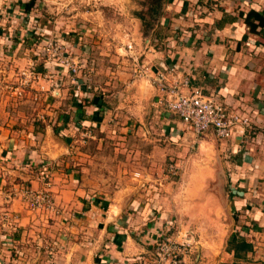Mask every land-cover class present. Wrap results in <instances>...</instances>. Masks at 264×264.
<instances>
[{
    "label": "crops",
    "instance_id": "1",
    "mask_svg": "<svg viewBox=\"0 0 264 264\" xmlns=\"http://www.w3.org/2000/svg\"><path fill=\"white\" fill-rule=\"evenodd\" d=\"M3 1L0 0V6ZM186 1H190L189 5L198 3V0ZM186 1H181L183 14L173 19L177 25L187 21ZM207 14L210 18L204 22L208 21L209 26L214 19L216 23L223 16L216 7ZM243 27L238 21L225 24L221 29L213 26V38L196 35V26L189 35L177 32L167 38L164 36L168 47L172 46L168 51H157L149 46L143 52L142 64H137L132 72L109 67L104 71L109 76L104 74L103 80L93 69L88 85L82 83L78 74L69 85L66 76L56 73L53 77L59 89L52 91L54 98L50 99L65 107L55 111V115L46 113L40 120V129L20 124L17 128L10 116L11 130L0 134L4 139L0 142V264L151 262L153 246L155 252V243L170 230V223L164 224L167 210H160L159 206L164 196H157L160 199L156 206L151 199L143 208L139 204L142 194L136 182L115 190L110 198L96 194L84 184L80 173L85 165L80 159V162L74 160L78 159L74 154L79 152L73 150L76 146L72 143H80V136L84 135L101 140L100 133L107 120L112 122L115 131L142 134L144 129L139 124L143 126L145 121L160 117L167 133L186 137L189 131L176 114L167 111L159 115L158 111L150 110L159 98L150 77L171 67L180 76H188L191 87L216 97L228 112L247 120L249 127L264 124V89L257 80V72L243 64L248 61V55L234 47L246 41ZM248 128L243 133H233L228 139H219L212 131L201 136L205 141H209L210 136L227 141L221 143V150L231 153V208L237 216L251 222L237 228L239 234L249 237L246 240L253 245L256 257L250 258L251 252L246 261L237 264H253L252 261L264 264V256H257L260 245L257 240L260 236L264 240V138H248ZM70 147L74 154L67 162ZM43 175L51 181L48 184L55 207L46 212L30 210L18 191L22 186L33 189L46 186ZM198 183V188L206 186L207 180L200 179ZM8 184L11 188H7ZM161 192L159 188L148 195L163 194ZM104 199L110 201L106 204L102 202ZM174 199L177 202L179 196L175 194ZM149 206L157 208V217L148 216ZM261 251L264 255V248ZM213 257L210 255L205 264L215 263L217 259Z\"/></svg>",
    "mask_w": 264,
    "mask_h": 264
},
{
    "label": "rangeland",
    "instance_id": "2",
    "mask_svg": "<svg viewBox=\"0 0 264 264\" xmlns=\"http://www.w3.org/2000/svg\"><path fill=\"white\" fill-rule=\"evenodd\" d=\"M30 1L33 3L27 11L25 0H5L0 6V114L3 112L0 134L11 130L10 116L15 125L40 129V120L46 113L54 112L55 115V111L65 107L50 99L54 98L52 91L59 89L53 77L56 73L66 76L69 85L78 74L82 83L88 85L93 69L99 72L101 80L104 74L109 76L104 73L109 67L132 72L137 64H142L147 47L161 52L172 48L168 47L164 36L167 38L177 32L189 35L196 26V35L213 38L215 19L211 26L204 20L210 18L207 13L215 7L231 16L249 8L264 10V0H198L190 5L186 0H164L158 17L152 16L150 0ZM181 1L187 2L184 13L187 21L177 25L173 19L183 14ZM199 18L201 20H197ZM238 24L242 27V20H238ZM243 26L246 41L234 47L243 49L242 52L248 55V61L243 64L257 72V80L264 89L263 34ZM21 52L24 53L21 55ZM152 109L159 115L167 113L157 102L155 107L150 106ZM104 125L105 128H101L106 131L100 133L103 135L101 140L80 136V143H72L76 146L73 150L79 153L74 154L70 147L71 153L66 157L70 162L74 154L78 158L74 159L76 162L79 159L83 162L85 167L80 174L86 187L110 198L115 190L136 182L142 194L139 204L143 208L151 199L156 206L160 199L157 196H164L159 206L160 210H167L164 224L170 223V230L162 237L181 242L190 240V255L185 264H205L210 255L217 260L207 264H237L239 261L227 252V243L234 234L249 239L239 234L237 227L251 222L237 216L231 208V153L221 150V143L227 141L212 136L205 141L201 134L187 128L189 133L184 138L183 134L167 133L161 117L145 121L143 126L139 124L144 129L142 134L115 131L108 120ZM246 130L248 138H264V124H252ZM3 140L0 138V142ZM37 173H40L38 169ZM205 178L207 185L198 188L199 180ZM44 180L46 186L31 189H46L52 197L48 184L51 181L47 177ZM7 188H11V184ZM25 188L22 186L18 192L31 208L32 202L23 192ZM159 188L163 194L148 195ZM175 194L179 196L178 203ZM107 201L110 199L102 202L107 204ZM34 210L46 212L52 209L39 206ZM155 210L157 208L149 206L148 216L157 217ZM257 241L260 243L257 256L263 258V237ZM152 253H155L154 246ZM252 254L249 257L253 259L256 253L252 250ZM148 264H151L150 260Z\"/></svg>",
    "mask_w": 264,
    "mask_h": 264
},
{
    "label": "built area",
    "instance_id": "3",
    "mask_svg": "<svg viewBox=\"0 0 264 264\" xmlns=\"http://www.w3.org/2000/svg\"><path fill=\"white\" fill-rule=\"evenodd\" d=\"M69 66L75 71L72 65ZM190 81L188 76H180L173 67L150 77V84L159 93L158 103L168 112L176 114L195 134L212 131L215 137L228 139L233 133H243L249 127L247 120L241 119L237 113L228 112L216 97L191 87ZM23 192L32 202L31 209L39 206L52 209L53 200L48 190L26 187ZM189 255V239L181 242L163 238L156 243L151 264H185Z\"/></svg>",
    "mask_w": 264,
    "mask_h": 264
},
{
    "label": "trees",
    "instance_id": "4",
    "mask_svg": "<svg viewBox=\"0 0 264 264\" xmlns=\"http://www.w3.org/2000/svg\"><path fill=\"white\" fill-rule=\"evenodd\" d=\"M32 3V1H29L24 5L26 11L30 9ZM163 3L164 0H150L152 16L155 15L159 17L161 15ZM141 19L143 18L141 17ZM238 20H242L247 30H258L264 37V10L261 11L255 8L240 10L236 16H231L226 12H223V16L215 23V27L221 29L225 24H231ZM252 250L253 245L238 234H234L232 239L227 243V252L232 253L234 259L238 261H246L247 255L251 253Z\"/></svg>",
    "mask_w": 264,
    "mask_h": 264
}]
</instances>
